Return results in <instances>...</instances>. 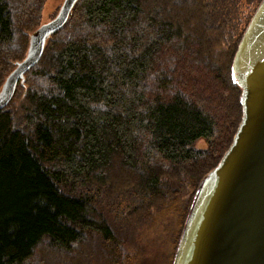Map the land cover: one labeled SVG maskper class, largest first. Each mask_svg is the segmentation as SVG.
Returning a JSON list of instances; mask_svg holds the SVG:
<instances>
[{
	"label": "trees",
	"instance_id": "obj_1",
	"mask_svg": "<svg viewBox=\"0 0 264 264\" xmlns=\"http://www.w3.org/2000/svg\"><path fill=\"white\" fill-rule=\"evenodd\" d=\"M260 1L243 17L239 0L77 1L0 110V264H29L44 242L75 259L92 235L108 264H141L145 238L114 222L124 198L132 212L143 203L150 230L173 229L172 263L196 189L240 122L230 68ZM44 2L0 0V88ZM224 43L226 69L211 59ZM113 164L134 171L130 190L113 191Z\"/></svg>",
	"mask_w": 264,
	"mask_h": 264
},
{
	"label": "water",
	"instance_id": "obj_2",
	"mask_svg": "<svg viewBox=\"0 0 264 264\" xmlns=\"http://www.w3.org/2000/svg\"><path fill=\"white\" fill-rule=\"evenodd\" d=\"M78 0L30 36L26 57L0 91V110L40 59L46 40ZM240 89L241 119L228 149L200 181L171 264H264V0L251 16L231 62Z\"/></svg>",
	"mask_w": 264,
	"mask_h": 264
},
{
	"label": "rangeland",
	"instance_id": "obj_3",
	"mask_svg": "<svg viewBox=\"0 0 264 264\" xmlns=\"http://www.w3.org/2000/svg\"><path fill=\"white\" fill-rule=\"evenodd\" d=\"M63 3V0H45L40 19H39V25L43 23L50 22L58 13L60 10V7ZM239 7L234 11L235 17L237 15H241L242 17L249 12V10L252 9L251 4H247V0H239L238 2ZM253 15V14H252ZM234 19V17H233ZM250 20V19H249ZM239 22V21H238ZM241 26V24L239 25ZM237 24L234 28H232L231 24L229 28L231 29L230 34H233L234 30L236 29ZM239 28V27H237ZM188 30V29H187ZM238 30V29H237ZM189 31V30H188ZM27 32H25V36ZM31 32H28V35ZM24 36V35H23ZM236 36V35H235ZM212 40H214V37L208 36ZM28 39V37H26ZM234 37L231 38L229 41V44H231L234 40ZM218 52V53H217ZM228 45L227 43H224L221 46H217L213 48V53L211 56V59L213 56L217 57L218 61L221 66V68L225 67V61L228 58ZM210 59V57H209ZM226 69V67H225ZM224 71V70H223ZM226 71V70H225ZM230 77H231V69H230ZM19 95H22V93L17 94L16 99L14 100V103L17 104L19 102ZM208 147V143L205 140H198L195 143V148L200 150H205ZM180 168L176 171H179ZM191 170V169H190ZM112 175L114 181V188L113 191L115 192H123L128 191L133 186L134 182V171H129L126 168H122L119 166H116L113 164L112 171L110 172ZM131 197V196H129ZM116 202V201H114ZM130 200L128 198H124L122 200L119 199V204L115 205L118 206L115 211V220L114 222L118 224L119 227L127 228L123 230V234L127 231V238L131 240L130 236L131 233L135 230L136 234L141 235L138 237L145 238V241H143V258L139 259V262H142L141 264H167V255L170 254L171 250L173 249V243L172 238V230L167 231V228L164 225L156 226L155 228L152 227L150 230L148 226L147 219L141 220L139 216L141 215L142 211L137 210L140 205L143 203L136 201L135 204L137 205L136 209H134V212L130 211L129 208H126L127 205H129ZM145 221V223H143ZM127 226V227H126ZM120 228V230L122 229ZM137 235H135L136 237ZM88 239L90 242H85L80 249L76 252L77 257L75 255V259L69 258V254H62L57 255L54 253V251L47 247L45 244L46 242L42 243L36 250L35 256L30 260L29 264H55L58 258L61 261L67 262V264H108L104 256H106V253L104 251V247L102 245L97 244V238L92 235L91 238L88 236ZM92 241V242H91ZM172 242V243H171ZM96 243V244H95ZM127 251L129 253L133 252L134 247L132 245H126ZM98 248V250H97ZM176 250V249H175ZM173 252V256H174ZM58 258H57V257ZM172 256V259H173ZM43 259L45 260V263L43 262ZM137 263V261H136ZM134 264V263H133Z\"/></svg>",
	"mask_w": 264,
	"mask_h": 264
},
{
	"label": "bare ground",
	"instance_id": "obj_4",
	"mask_svg": "<svg viewBox=\"0 0 264 264\" xmlns=\"http://www.w3.org/2000/svg\"><path fill=\"white\" fill-rule=\"evenodd\" d=\"M76 3H77V2H76ZM76 3H75V4H76ZM43 24H46V23H43ZM43 24H40L38 27H40V26L43 25ZM38 27H37V28H38ZM37 28H36V29H37ZM30 36H31V34H30ZM30 36H29V40H28L27 52H28V48H29V45H30ZM48 39H49V38H48ZM48 39H47V40H48ZM47 40H46V42H47ZM45 44H46V43H45ZM44 47H45V45H44ZM15 67H16V66H15ZM7 77H8V75H7ZM7 77H6V78H7ZM6 78H5V80H6ZM5 80H4V82H5ZM4 82H3V84H4ZM3 84L1 85L0 91H1V89H2Z\"/></svg>",
	"mask_w": 264,
	"mask_h": 264
}]
</instances>
